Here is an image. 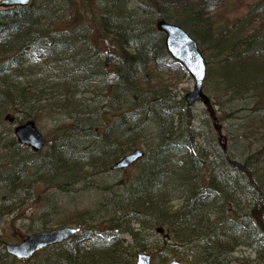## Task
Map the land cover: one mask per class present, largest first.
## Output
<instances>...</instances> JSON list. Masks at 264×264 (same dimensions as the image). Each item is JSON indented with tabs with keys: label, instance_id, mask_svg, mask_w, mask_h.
<instances>
[{
	"label": "trees",
	"instance_id": "obj_1",
	"mask_svg": "<svg viewBox=\"0 0 264 264\" xmlns=\"http://www.w3.org/2000/svg\"><path fill=\"white\" fill-rule=\"evenodd\" d=\"M216 2L32 0L28 7L0 8V127L33 121L49 126L44 137H51L30 167L24 168L19 156L8 161L0 207L13 211L17 196L33 194L38 185H61L64 194L83 181V190L94 191L75 192L71 197L79 193L82 199L78 208L59 210H76L77 221L47 220L53 204L41 195L42 229L75 225L73 245L52 246L30 261H17L0 248V264H134L138 252L164 264L180 257V250L194 256L192 264H223L212 255L222 253L226 240L264 236L263 171L247 166L255 154L242 160L243 150L236 159L231 148L211 143L212 163L206 155L198 159L208 147L195 141L193 110L167 93L172 74H187L166 53L156 29L161 21L180 25L212 59L213 65L206 63L208 83L217 84L213 97L207 96L211 102L220 99L227 111L232 102L233 112L224 115L236 118L245 110L243 121L264 127V115L257 116L264 111V20H255L253 12L264 15V5L237 18L229 14L221 30ZM215 119L228 140L237 141L222 116ZM11 132L10 147L19 146ZM262 138L258 158L264 157V131ZM138 147L146 155L128 169L123 184L106 189L103 179L91 178ZM215 177L221 187L213 186ZM71 197L56 206L70 205L64 202ZM174 200L177 207L170 204ZM245 201L250 206L241 211Z\"/></svg>",
	"mask_w": 264,
	"mask_h": 264
},
{
	"label": "rangeland",
	"instance_id": "obj_2",
	"mask_svg": "<svg viewBox=\"0 0 264 264\" xmlns=\"http://www.w3.org/2000/svg\"><path fill=\"white\" fill-rule=\"evenodd\" d=\"M194 1H199V0H194ZM214 5H215V0H210ZM216 5H219V10H220V21H221V30L226 26V22H225V18L229 16H234L235 18L240 17L241 14H244L247 12V10L249 9V7L251 9H257L260 6L264 5V0H216ZM137 7V6H135ZM255 12L254 14V19L255 20H264L261 18H264V15H261L262 12L261 10L257 11H253ZM264 22V21H263ZM264 27V26H263ZM225 32V31H223ZM207 57V58H206ZM206 58V63L208 62L209 66L213 65L210 64V61L212 59H210L207 55L205 56ZM212 79V78H211ZM207 80H209V77H207ZM205 81L204 83V90L203 92L208 96L213 97L214 92L212 90H215V88L217 87L216 82H210L208 83V81ZM213 85V86H212ZM166 87L168 88L167 92L172 99H174L176 101V104H178L183 96L186 94V92L190 91L193 89V80L187 76H180L177 74H172L170 78H168L166 80ZM81 89H86V86L84 85H80ZM204 94V95H205ZM216 95V92H215ZM98 99V98H97ZM184 100V98H183ZM212 101H214L212 99ZM220 99L217 100V103L215 104L214 102H210V105L207 106V110L206 107L201 103V102H197L195 103L193 106H191V109L193 110V121H192V129L195 131L193 132L195 134V141L196 143H200L203 146L206 145L208 147V151L207 153H199L198 155V159L201 157H204L205 155L208 156V162L211 164L212 160L215 157V148L213 146H211V142H216L217 146H222L223 144H220L217 140V132L216 130L213 128V122L212 119L210 118V113L212 110H214V116H222L223 119H221V122L224 123L227 126V130L231 133H233V138L237 139V141L232 139V142H230V140H228V136L225 132L224 129H221V132L224 136V139L222 141V143H224L225 145V150H227L228 148H231L233 150L234 153V157H238L239 153L241 151L244 150V154L242 157V160L244 159V157L246 156H252L255 154L254 158H251L252 161H257L258 157L256 155V151L258 148V140H262V133L264 131V127H259L258 125L252 123L250 124L249 121L247 120H242L241 118L246 114L245 110H242L237 117H228L227 115H224L225 112H230L225 110L224 107V103L220 104ZM185 103V100H184ZM251 103V100H247L245 102V104H247V106H249V104ZM232 102H230V104H228V106L231 107V109L233 110L232 107ZM186 105V103H185ZM243 105L242 103H240V106ZM250 107V106H249ZM209 108V110H208ZM151 110V109H149ZM153 111V110H152ZM208 111V112H207ZM248 113V112H247ZM260 115H264L261 113H258L257 116ZM20 116V115H19ZM11 117H7L8 120H11ZM25 122V121H24ZM217 123H219L218 119H217ZM20 123L15 122L14 125H10V124H4L2 127H0V139L2 140L1 145H0V187H1V180H3L4 176L9 172L8 170V161L11 162H15L16 160H18V156H19V161H21V163L23 164L24 168H28L30 167L29 165L33 164L34 162L37 161L38 158H40V156H35L36 154H33L32 150L28 149V148H24L21 145L17 146L14 145V147H10L9 145V138H7V135H9V133L11 132V135H13V130H14V126L18 125ZM23 124V123H21ZM151 126H153V123H150ZM38 130L40 131V133L42 134V136L44 137V134L48 131L49 126H46L45 128H42L41 126L36 125ZM242 136L244 138H242ZM48 137V136H47ZM47 137L45 138V143L47 144V146L50 143V139L51 137ZM212 137L214 138V140H212ZM238 138H242L240 141ZM16 140V139H15ZM18 144V143H17ZM230 144V145H229ZM46 146V147H47ZM4 148V149H3ZM220 148V147H219ZM16 150V151H15ZM15 151V152H14ZM215 151V152H214ZM17 155V158L12 159L11 156L12 154ZM238 159V158H236ZM240 159V158H239ZM262 163L260 162L259 165H261ZM215 168L216 166L213 165L212 166V171L213 173H215ZM33 174V172H32ZM35 174V173H34ZM129 170L126 171H122V172H112L110 173L105 172L102 173V175H92L91 178H93V180H98V179H103L102 180V184H104V187L107 189V187H110L111 185H114V183L120 185L123 184L125 182V180L129 177ZM29 175H25V177L29 180L30 178L28 177ZM32 179L37 178V175H31L30 176ZM213 186H222V183H220V180L215 177V183H213ZM61 187V185H60ZM59 187V188H60ZM84 186L78 185L75 187L76 191H74V188H71L70 191H67L65 193H69V194H63L62 190H59V188H56L54 186H50L49 188L38 185L36 187V191L33 193L34 195L38 194V191L40 192V195L38 196V198L33 199V194H29L26 195V197L28 198L25 201V204H21L18 205L17 208H15L13 211H9L6 208H1L0 207V248H3V243H17L19 242V240L23 239L24 237L28 236L29 233L32 232H39L42 229L43 224V213H40L42 208H43V203H42V198L41 195H43V202L47 205H50L51 203L53 205H51L47 211V213H49V215H47V220H50L51 218L55 217L56 219H58L59 221L64 220V221H70V220H74L77 221V211L73 210L72 212H64V211H59L61 209H72V208H78V205L81 203L80 200V194L76 193V197L73 198L71 197L72 195H74L75 192H84L86 194H91L94 193V191H90V190H83L85 189ZM78 189V191H77ZM105 189V190H106ZM23 195L20 197V200L23 198ZM70 201H66L64 203H70V205H60L59 207L56 206L58 205V202H61V199H66V198H70ZM109 197V196H107ZM4 198H6V196L4 197V193L2 191V189H0V203L2 201H4ZM49 198V201L48 199ZM83 198V197H82ZM236 199V198H235ZM58 200V201H57ZM237 200V199H236ZM182 200L178 201L179 203ZM172 206L175 205L177 207V202L174 200L170 203ZM218 204H223V200L219 199ZM247 202L245 201L244 204L240 205V210L244 211V205H246ZM250 206V204H247ZM46 207V206H45ZM54 207V208H53ZM81 209V208H80ZM79 210V209H78ZM76 212V213H75ZM207 215L210 216L212 215L211 212L206 211ZM211 217V216H210ZM61 226H67V225H61ZM61 226H53L51 227L53 228H59ZM68 226H73L72 225H68ZM75 227V225H74ZM48 228V229H51ZM47 229V230H48ZM29 232V233H28ZM124 238L127 240H129V237L124 236ZM71 244L75 243V239L73 238V240L70 241ZM242 253V250H241ZM185 254H184V250H180V257L176 258L179 260H182L183 262H185L186 264H192V256H186L187 259L185 258ZM237 258V257H236ZM239 261H237L236 264H264V256L260 258H256V256L254 255L253 252L247 250L245 251V253L239 255ZM154 264V261H152Z\"/></svg>",
	"mask_w": 264,
	"mask_h": 264
},
{
	"label": "water",
	"instance_id": "obj_3",
	"mask_svg": "<svg viewBox=\"0 0 264 264\" xmlns=\"http://www.w3.org/2000/svg\"><path fill=\"white\" fill-rule=\"evenodd\" d=\"M30 0H2L0 5L8 6H27ZM158 29L166 34L165 45L172 57L177 59L190 76L193 77V90L186 93L184 98L188 104L191 105L201 100L208 104V100L202 93V84L206 79V65L204 64V57L200 53L198 44L193 40L188 33H186L180 26L161 21L158 24ZM15 136L20 143L28 145L34 151L39 150L44 140L38 133L36 126L32 122L24 123V125L17 126L15 129ZM143 156L140 150H135L131 154H127L122 160L113 165L115 169H124L134 164L136 160ZM75 230L64 227L61 229H53L51 231H40L39 233L30 234L29 237L19 242V244H5L6 252L17 259H30L35 252L41 248L49 247L53 243L62 242L73 236ZM150 258L146 254H139L136 264H151ZM170 264H179L172 261Z\"/></svg>",
	"mask_w": 264,
	"mask_h": 264
},
{
	"label": "bare ground",
	"instance_id": "obj_4",
	"mask_svg": "<svg viewBox=\"0 0 264 264\" xmlns=\"http://www.w3.org/2000/svg\"><path fill=\"white\" fill-rule=\"evenodd\" d=\"M234 58H237V57H234ZM228 109L230 110V112H233V110L231 109L230 106H228ZM263 113H264V111H263ZM169 129L170 128H167V131ZM218 138H219V134L217 133V140H218ZM212 140H214L213 137H212ZM214 141H216V140H214ZM218 142H219V140H218ZM211 143L213 145L217 144L216 142H213V141ZM260 162L264 163V157L261 156L260 158L257 159V161L250 160V162H248L249 164L247 163L248 164L247 166L250 170H252V169L254 170V168H253L254 165L257 166V168H258L257 170H262L263 171L262 177L264 180V166H263L264 164H262V166H259ZM108 171L110 173L118 172V171L124 172L125 169H115L113 167H110V169ZM256 181H258L257 186L260 188L259 183L263 184V182H261L262 179L260 180L259 176H257ZM81 184H80L81 186H85L83 181H81ZM262 191H264L263 188H262ZM21 196H22V193L17 196V199L20 200ZM27 199L28 198L24 194L23 198L17 204L18 205L25 204V201ZM257 239H264L263 234L262 233H257V235L252 234L251 237L248 236V237L243 238V239H241L240 237H235L232 240L228 239V241L226 240L224 243L221 244V246L224 248L223 250H221L222 253H220V254L214 253V255H212V257L214 258V260H216L219 263L232 264L235 262L236 257L239 258V255H241V254L245 253V251L249 250V251L254 253L256 258H258V255H264V242H259ZM241 250H242V253H241Z\"/></svg>",
	"mask_w": 264,
	"mask_h": 264
}]
</instances>
